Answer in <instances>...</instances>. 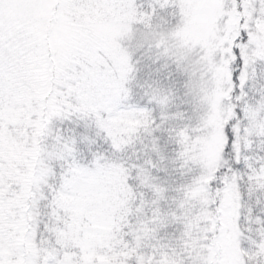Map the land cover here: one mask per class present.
<instances>
[{
  "label": "snow or ice",
  "instance_id": "snow-or-ice-1",
  "mask_svg": "<svg viewBox=\"0 0 264 264\" xmlns=\"http://www.w3.org/2000/svg\"><path fill=\"white\" fill-rule=\"evenodd\" d=\"M0 264H264V0H0Z\"/></svg>",
  "mask_w": 264,
  "mask_h": 264
}]
</instances>
